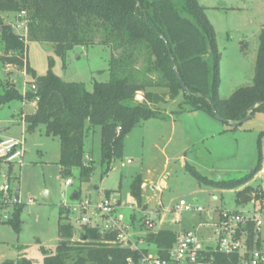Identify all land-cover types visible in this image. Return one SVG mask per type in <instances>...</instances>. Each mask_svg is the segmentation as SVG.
<instances>
[{
  "label": "trees",
  "instance_id": "1",
  "mask_svg": "<svg viewBox=\"0 0 264 264\" xmlns=\"http://www.w3.org/2000/svg\"><path fill=\"white\" fill-rule=\"evenodd\" d=\"M2 14L24 18L29 42L53 45L56 56L63 60L77 47L102 45L112 51L110 80L95 83L94 91L89 92L84 84L58 77L53 71L54 61L46 75L38 76L29 64L24 36L0 22V61L4 66L24 69L30 77V88L24 95L7 84L0 105L15 100L36 103V112L25 118L27 131L44 125L49 137L59 139L61 175L67 181L74 170H79L81 183L90 182L95 168L87 159L86 142L97 128L101 130V164L107 175L113 163L122 158L126 137L134 129L149 120L168 119L159 106L167 104L165 93L160 95L154 89L166 91L171 101L181 96L182 113L200 111L216 118L214 107L231 127L244 120L255 105L258 107L253 114L264 113V27L253 84L223 100L219 94L221 54L217 36L199 0H0ZM176 72L190 93L183 90ZM139 93L144 95L142 102L137 100ZM259 137L262 139L264 133ZM261 167L259 161L245 179L212 182L209 186L222 190L244 187L236 193L237 202L255 199L264 207V189L248 186ZM3 173H7L9 183L17 178L15 165L0 162V179ZM143 184L142 177L137 176L131 185V195L139 207L144 200ZM75 195L80 198L79 192ZM110 195L107 191L106 197ZM1 199L0 205L13 206L11 217L4 223L19 235L25 206L19 201L4 204ZM64 214L60 208L62 243L54 253L42 248L43 264H140L141 252L112 244L115 235L101 233L98 226H85L81 241L72 242L75 229ZM141 226H145L143 222ZM176 236L175 231L162 230L148 234L146 241L166 250L173 246ZM212 261L234 264L236 258L216 255ZM1 264L34 263L22 258L6 259Z\"/></svg>",
  "mask_w": 264,
  "mask_h": 264
},
{
  "label": "rangeland",
  "instance_id": "2",
  "mask_svg": "<svg viewBox=\"0 0 264 264\" xmlns=\"http://www.w3.org/2000/svg\"><path fill=\"white\" fill-rule=\"evenodd\" d=\"M199 3L216 32L221 54L219 94L221 99L227 100L239 89L253 84L259 38L264 27V0H199ZM0 22L24 36L28 42L29 64L38 76L46 75L50 62L54 61L53 71L58 77L68 83L84 84L89 92L94 91L95 83L110 80V48L102 45L77 47L63 60L56 56L53 45L29 42L24 18L2 14ZM2 54L0 45V56ZM29 80L24 69L4 66L0 61V96L7 84L14 85L24 95L30 88ZM153 91L160 95L165 93L167 104L159 106L164 117L172 114L174 120H153L134 129L126 137L122 158L113 163V169L107 175L101 164V130L97 128L86 142L88 157L95 168L91 180L81 183L79 170H74L70 177L71 186L66 185L67 179L61 175L59 139L49 137L44 125L28 132L21 119V111L27 114L35 111L32 105L35 102L26 104L15 100L0 105V137L24 141L26 149L23 164L15 166L18 179L13 178L9 183L11 192H3L8 181L0 179V198L11 196L16 200L19 197V203L25 206L21 214L22 231L17 235L4 223L11 217L13 206L0 205V264L6 259L22 258L43 264L42 248L56 252L62 243L60 208L64 202L73 201L75 192L80 193V199L95 201L99 192L110 191L114 202L121 200L118 214L123 224L131 225L136 215L143 223L151 221L156 232L188 231L205 219L197 213L176 214L174 209L181 200L207 211L249 213L259 210L260 207L253 202H237L236 193L241 188L222 190L209 186V183L241 181L260 161L261 170L248 186L264 187V137H259L264 133V113L257 111L247 122L233 128L200 111L182 113L181 96L171 101L166 91ZM137 100L144 101V95L139 93ZM128 160L132 163L127 164ZM137 176L156 185L165 184L149 204L143 194L141 207L131 195V185ZM261 217L264 223V211ZM142 222L137 226V233L141 228L146 229L141 226ZM262 233L261 249L264 252V227ZM79 241L80 235L75 234L72 242ZM151 254L155 255V252L151 251Z\"/></svg>",
  "mask_w": 264,
  "mask_h": 264
},
{
  "label": "built area",
  "instance_id": "3",
  "mask_svg": "<svg viewBox=\"0 0 264 264\" xmlns=\"http://www.w3.org/2000/svg\"><path fill=\"white\" fill-rule=\"evenodd\" d=\"M25 153L24 141L0 139V162L21 166ZM87 159L91 161L90 157ZM131 163L132 160L127 161V164ZM122 167H125L124 163ZM2 178L8 181L7 173H3ZM72 184L71 179L66 182L67 186ZM10 190L8 182L3 192L9 193ZM1 201L4 204L16 202L11 196H4ZM61 208L65 210L63 216L66 222L74 227L80 238L85 226H98L101 233L115 235L112 244L141 252L140 264H216L212 261L216 255L234 257V264H264V252L258 246L264 227L261 217L263 206L249 213L219 211L215 214V211H207L182 200L174 209L176 214L197 213L205 219L191 230L177 232L173 246L166 250L146 241L148 234L156 232L153 231L154 224L151 221L143 223L146 229L141 228V231L146 232L136 233L133 228L121 222L118 205L110 197L104 196L97 201L77 197L72 202H64Z\"/></svg>",
  "mask_w": 264,
  "mask_h": 264
},
{
  "label": "crops",
  "instance_id": "4",
  "mask_svg": "<svg viewBox=\"0 0 264 264\" xmlns=\"http://www.w3.org/2000/svg\"><path fill=\"white\" fill-rule=\"evenodd\" d=\"M207 1H209V0H207ZM27 104V103H26ZM25 105V104H24ZM33 106H35V111L32 113V114H34L35 112H36V110H37V105H36V103H33L32 104ZM32 114H27L26 113V111H21V119H23V121H24V123H25V125H26V128L28 127L27 126V124H26V122H25V118L27 117V116H29V115H32ZM167 115V117H168V119H163L165 122H171V121H173L174 119L172 118L173 116H172V114H166ZM168 115H170V116H168ZM173 119V120H172ZM153 120H160V119H153ZM153 120H149V121H146L141 127H143L146 123L148 124V123H150L151 121H153ZM138 128H140V127H138ZM26 131V130H25ZM5 132V131H4ZM24 134L23 135H25V132H23ZM0 139H5L4 137H0ZM23 139L25 140V138L23 137ZM144 181V184H143V194H144V196H145V198L147 199V201H146V203L147 204H149V201L151 200V199H153V197H155V194H156V192H158V191H160L161 189H162V187H165V184H158V185H156V184H154L153 182H151V181H147V180H143ZM258 187H261V186H258ZM244 188V187H243ZM243 188H241V190L243 189ZM261 188H263L264 189V187H261ZM99 191H100V189H98ZM106 192L107 191H105V192H99V196L98 197H96L95 198V201H97V200H100L101 198H103L104 196H106ZM119 194V193H118ZM112 196L110 195V198H111ZM73 199V198H72ZM182 201V200H181ZM251 202H253V203H255V205L257 206H261L260 205V203L259 202H257L255 199H253ZM117 205H118V210L120 209V206H121V200H117ZM160 206H162V208H163V205L162 204H160ZM177 206V205H176ZM258 207V208H259ZM27 210H29V208H27ZM163 210V209H162ZM139 211V213H141V210H138ZM212 211H221V210H212ZM263 212V211H262ZM262 214V213H261ZM137 221H139V222H137ZM140 219L138 220V217L136 216V215H134L133 216V218H132V223H131V225H128V224H126V225H128V226H130L131 228H133L134 229V231L137 233V226H140L139 225V223H140ZM137 223V224H136ZM194 226V225H193ZM75 234H76V231H75V233H74V236H75ZM261 245H262V239H261Z\"/></svg>",
  "mask_w": 264,
  "mask_h": 264
},
{
  "label": "water",
  "instance_id": "5",
  "mask_svg": "<svg viewBox=\"0 0 264 264\" xmlns=\"http://www.w3.org/2000/svg\"><path fill=\"white\" fill-rule=\"evenodd\" d=\"M168 48H169V47H168ZM176 75H177V78H178L179 82L181 83V86H182L183 90L186 91L187 93H190V91L187 89L186 85L184 84L181 75H180L178 72H176ZM257 107H258V105L253 106V107L250 109V111H249L247 117H246L244 120H242V121L239 122V123H232L231 125H232L233 127H238V126H241L242 124H244L245 122H247L249 119H251L252 114H253V112L255 111V109H256ZM213 110H214V112L216 113V119H217V120H219V121H221V122H223V123H228V120L224 119L223 117H221L220 115L217 114V112H216V110H215L214 107H213ZM96 190H98V188H96ZM16 193H19V189L16 190ZM73 199L76 200V199H77V195L74 194V195H73ZM18 201H19V197L16 198V202H18Z\"/></svg>",
  "mask_w": 264,
  "mask_h": 264
}]
</instances>
